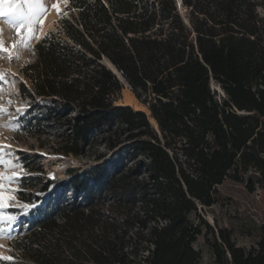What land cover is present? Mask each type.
Here are the masks:
<instances>
[{"label":"trees","instance_id":"obj_1","mask_svg":"<svg viewBox=\"0 0 264 264\" xmlns=\"http://www.w3.org/2000/svg\"><path fill=\"white\" fill-rule=\"evenodd\" d=\"M180 1L70 0L52 39L36 44L20 84L30 93L21 94L32 104L30 127L76 157L99 142L114 150L133 141L144 169L112 161L47 180L40 192L49 197L24 218L27 228L9 245L13 259L0 264H198L194 243L208 232L216 264H264V226L246 249L198 214L221 201L226 180L253 172L250 189L264 186L261 4ZM105 59L159 130L145 112L116 104L123 87Z\"/></svg>","mask_w":264,"mask_h":264},{"label":"rangeland","instance_id":"obj_2","mask_svg":"<svg viewBox=\"0 0 264 264\" xmlns=\"http://www.w3.org/2000/svg\"><path fill=\"white\" fill-rule=\"evenodd\" d=\"M53 2L54 0H44V4L49 11L42 18L43 21L52 11L51 5ZM259 2L261 4L259 11L264 16V0H259ZM61 4H64L62 11L67 13L65 16H68L70 12L67 11V8L70 5V0L67 4ZM181 12L183 15H186L184 9ZM65 16L63 18L58 16L56 27L47 33L57 32ZM36 33L42 37V29L39 25L36 26ZM19 40L20 37L7 22V18L0 17V43L3 44L4 48L8 49V51H0V72L7 73V82H0V107L4 109V114L0 115V145L6 146L4 153L0 154L3 156V163H0V173L6 177L16 172L21 177L33 176L39 179L36 181L39 182L37 185L29 187L25 186L24 181L23 186H21L19 180L11 184L5 182V188H19L20 192L23 191V195L19 192V196L24 198L33 199L34 196L40 195L42 200L36 204L40 206L49 197L48 192H40L43 184L47 180L65 181L73 178V175L69 174V170L71 169L78 173H84L92 167L112 161H116L121 167L128 168L129 166L136 167L139 165L144 169L141 165L144 160L143 157L140 154H131L132 148L130 146L133 141H124L114 150L108 149L105 142H99L87 149L83 155L76 157L61 152L60 139L54 136V134L49 132L38 134L34 128L30 127L29 122L34 116L31 110L32 104L29 100L22 97L20 84L26 81L24 74L26 66L36 61L35 46L40 40H32L28 49L19 46L16 49H12L11 45L13 43L18 44ZM16 56H18V59L15 58ZM120 83L123 89L119 93L116 103H122L124 100L126 87L123 82ZM130 91L132 92V89ZM9 101H11L10 104ZM18 108L22 110L27 109V111L18 120L20 131H13L10 126L6 125L8 121L16 119V110ZM9 153L13 155L10 156ZM10 160L22 162L27 169L32 168L36 172L28 173L21 169L18 164L14 168L10 167ZM249 177H252L254 180L257 179V176L253 172H248L242 182L226 180L219 187L221 201L212 207H200L198 209V214L212 227L214 234L218 236L220 230L228 229L232 232L233 241L239 247L246 249L257 246L261 239V228L264 226V186L256 184L255 189H250ZM54 187L55 185L51 186V189ZM6 194L16 195L11 192H7ZM23 202L25 201H20V203ZM19 207L20 204L17 201H11L5 212L6 214H18L17 209ZM27 216H19V220L13 226L11 232L12 239L0 236V256H11L10 242L23 235L24 229L27 228V225H23V220ZM190 218L196 224L200 223L195 213ZM212 238V234L208 232L194 243V248L201 253V259L198 264H216L209 244V240H212Z\"/></svg>","mask_w":264,"mask_h":264},{"label":"snow or ice","instance_id":"obj_3","mask_svg":"<svg viewBox=\"0 0 264 264\" xmlns=\"http://www.w3.org/2000/svg\"><path fill=\"white\" fill-rule=\"evenodd\" d=\"M69 0H54L51 5V8L55 10L56 14L63 18L67 13L62 11L59 7L60 3L67 4ZM49 9L45 6L44 0H0V17H6L7 22L15 29L17 35L20 37V40L17 43L11 45L12 49H16L18 46L28 49L30 47L32 40H49L52 39L50 33H44L43 37L38 36L36 33V26L39 25L42 29L43 26V17L47 14ZM0 51H8L4 48L3 44L0 43ZM15 58L18 59V56ZM0 82H7V73L0 72ZM22 95L29 94V91L26 87L22 85ZM11 101H9V104ZM30 106V103H29ZM27 109H17L16 110V119L8 121L6 126H10L13 131H20L18 127V120L22 117ZM4 114V109L0 107V115ZM4 145H0V154L5 151ZM10 147V146H7ZM18 151V150H17ZM9 155H13L9 153ZM0 163H3V156L0 155ZM18 166L27 171L28 173L31 170L27 169L22 162L9 161L10 167ZM26 177L19 176L18 173L14 172L10 176H4L0 173V236L7 237L12 239V229L13 226L17 224L20 215H29L37 205L28 200L27 202L20 203L24 200V197L19 196L20 189L5 188V182L11 184L19 180L21 186H23V180ZM7 192L15 193L16 195H7ZM19 197V199H18ZM17 201L20 204V207L17 209L18 214H6L5 209L9 207V202ZM11 256H0V260H12Z\"/></svg>","mask_w":264,"mask_h":264},{"label":"bare ground","instance_id":"obj_4","mask_svg":"<svg viewBox=\"0 0 264 264\" xmlns=\"http://www.w3.org/2000/svg\"><path fill=\"white\" fill-rule=\"evenodd\" d=\"M181 4V1H179ZM64 4L59 5V7L63 8ZM57 17L58 15L56 14L55 10L52 9V11L47 15L46 19L43 21V26H42V37L44 33H47L49 31L54 30V28L57 25ZM110 68H112L114 70V72L119 76L121 82H123V84H125L126 90L124 92V100L122 103L118 102L116 103L117 105H124V106H130L132 107L134 110L136 111H143L145 112L150 119L151 124L153 125V127H157V123L156 121L151 117V113L148 109V107H146L145 105L141 104L138 99L136 98V96L130 91L131 88L129 86V84L127 83V81L121 77V75L115 70V68L112 66L111 63H107ZM214 89H218V87H216L215 85H213ZM221 92V89H219Z\"/></svg>","mask_w":264,"mask_h":264},{"label":"water","instance_id":"obj_5","mask_svg":"<svg viewBox=\"0 0 264 264\" xmlns=\"http://www.w3.org/2000/svg\"><path fill=\"white\" fill-rule=\"evenodd\" d=\"M177 1H178V4L180 5V2H179L180 0H177ZM111 64H112V63H111ZM104 65H106V66L108 65L106 59L104 60ZM112 66H113V67L115 68V70L121 75V77H123V75L120 73V71H119V70H118L113 64H112ZM107 67H108V68H109V69H110V70H111V71L117 76L118 79H120L119 76L114 72V70H113L112 68H110L109 66H107ZM123 78H124V77H123ZM124 79H125V78H124ZM125 80H126V79H125ZM119 81H120V80H119ZM120 82H121V81H120ZM128 84H129V83H128ZM129 86H130V85H129ZM212 87H213V86H212ZM213 89H214V88H213ZM215 90H218V89L215 88ZM154 128L157 129V130H159V126H158V125H157V127H154Z\"/></svg>","mask_w":264,"mask_h":264}]
</instances>
